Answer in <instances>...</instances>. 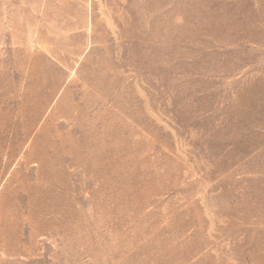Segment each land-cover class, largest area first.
Listing matches in <instances>:
<instances>
[{"label":"rangeland","instance_id":"obj_1","mask_svg":"<svg viewBox=\"0 0 264 264\" xmlns=\"http://www.w3.org/2000/svg\"><path fill=\"white\" fill-rule=\"evenodd\" d=\"M0 264H264V0H0Z\"/></svg>","mask_w":264,"mask_h":264}]
</instances>
